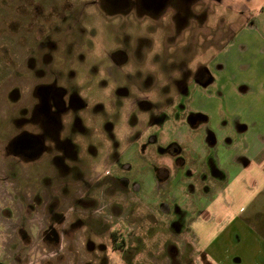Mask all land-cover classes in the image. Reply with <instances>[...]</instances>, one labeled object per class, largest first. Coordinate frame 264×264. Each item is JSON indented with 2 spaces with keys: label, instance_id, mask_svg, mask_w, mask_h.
Instances as JSON below:
<instances>
[{
  "label": "rangeland",
  "instance_id": "374dc122",
  "mask_svg": "<svg viewBox=\"0 0 264 264\" xmlns=\"http://www.w3.org/2000/svg\"><path fill=\"white\" fill-rule=\"evenodd\" d=\"M86 1L0 0V110L1 106H6L8 103L21 104L30 100L28 88L33 87L38 80L29 76L26 73L28 70L36 75L34 77L45 74L49 76L54 73L59 76L66 74L75 77L78 84L76 87L89 103L91 112L97 110L98 106L106 108L112 98L109 95L110 91L105 90L107 89L105 87L113 84L111 76L107 73L116 66V63H110L111 54H115L116 59L122 61L118 64L122 71L120 76L126 80L128 78L137 86H142L144 90L160 83L157 76L160 67L169 74L181 67L183 63L194 61V67L197 62H200L203 65L206 64L209 72H222L218 75H225L226 80L213 82L201 88L202 90L196 91L193 96L191 89L195 87H189L191 95L183 98L181 103L187 102L190 108L197 107L208 111L214 103L224 104L226 96L230 93L234 94V102L237 99L245 101L257 99V97L248 96L249 92L241 93L247 91L248 87L251 90L261 89L264 83V13H262L264 9L261 12L257 10L264 0H222L221 5L216 7V17L209 16L211 24L216 23L214 33L211 34L213 30L200 31V33L194 31L186 36V31L178 29L167 42H184V45L170 48L167 43L163 45V49L161 45L166 40L164 35V32L167 33L166 26L163 27L160 23L142 25L139 16L135 18L139 21L136 22L134 17H128L130 10L116 3L110 6L109 2H104L98 6L97 10V6L94 5L85 7ZM194 3L197 4L196 1L190 2V8L195 6ZM71 8L73 18L78 19L76 24H74L75 20L71 19L70 13L67 12L66 16L63 14L65 9L68 11ZM61 11L63 17H61ZM238 11H243V15L238 14ZM247 12L249 16L253 14V22L247 23ZM224 17L229 21L226 25H224ZM194 24L196 26V22ZM170 25L175 23L171 22ZM149 27H152V30ZM71 28H73L72 33ZM131 28L138 30L132 31ZM141 29L154 32L152 39H149L151 43L143 36ZM203 29H208V21ZM54 34L58 35L57 39ZM52 39H55L54 48L48 47ZM163 51L164 54H162ZM120 53L131 55V58L129 56L122 59ZM32 56H34L33 61L30 62ZM35 62L40 63L38 69L32 68ZM100 83L103 86H100ZM14 85L22 87L18 90L20 97L19 94L18 96L9 94V90ZM119 87L122 85L119 84ZM125 104L126 100H118L117 108L112 110L109 108L113 113L106 111L104 115L111 116L118 124L122 121L124 113L123 107L122 109L120 107ZM21 110L22 113L9 111L8 119L0 118V264H101L105 262L103 259H93L92 257L96 256H91L85 250V245L88 249L101 250L104 255H109L108 257L111 258L106 261L107 264L109 262L112 264H183L185 261L182 260V255L187 251L190 253H185L184 257L187 255L190 259L194 257L195 248L192 243H196L195 237L189 236V241L172 239L169 234V240L165 234L164 238L161 234L147 237L150 220L145 218L146 214L142 212L139 216L140 221L134 223L131 211L128 214L129 209L123 207L125 212L120 217H115V212L113 214L110 209L111 203L114 202L111 192L103 189L99 192H88V190L85 191L88 187H85L84 183H72L65 191L64 184L58 180H65L66 171L56 169L50 175L49 158L23 164L14 156L7 155L3 140L13 137V133L16 134L15 128L18 129L17 133H20L29 131L31 127L23 118L25 114L22 107ZM205 113L208 114V112ZM209 113L208 119H211L214 125H225L223 117L227 113ZM1 114L4 116V113L0 112V117ZM180 114L182 116V113ZM101 123L103 124V120ZM8 124L10 132L6 129ZM96 125H98L97 121L94 123V126ZM224 130L231 133L226 126ZM257 130L253 128L246 139L248 141L254 139ZM176 133V129L169 128V135ZM119 134L121 135V131ZM178 135H182L184 139L191 137L188 129ZM225 135L223 131L218 137L224 139ZM231 135L236 136L229 134V137ZM198 136L207 140V125L199 129ZM90 141L91 152L101 158V150L105 144L96 135H93ZM208 145H200L197 152L202 156L221 153L218 145L213 147ZM185 147L189 152L191 151L190 145ZM251 150L254 148L252 147ZM229 151H231L230 148ZM80 162L84 160L80 159ZM86 173H89V170H86ZM92 174L99 175L100 181L109 176V171L104 166V162L98 160ZM173 180L170 185L158 186L154 183L151 188L152 201H165L164 204L171 206L169 211L164 210L165 213L161 210L165 215L175 214L177 205L190 202L194 206V201L198 200L199 193L194 191L192 184L189 188L188 185L176 182L175 178ZM82 193L88 195V199L91 196L95 198L98 201L96 206L100 208L94 210L83 207L78 202ZM206 196L210 195L203 194L202 198ZM125 199L127 197L124 198V196L117 198V203ZM46 203L47 206H45ZM235 206L231 209L233 213L236 212L235 209L242 207L218 233L216 241L210 248L208 247V254L210 253L214 264L215 262L218 264H264V189H258L253 185L246 194H238ZM91 215L93 218L90 217ZM72 218L74 221L75 218L85 220L87 225H91L96 230L98 239L88 237L85 242L80 234L85 232L84 227L69 226V223L73 222ZM185 218L184 215L182 219ZM97 219L103 222L100 223ZM153 221L156 222L154 219ZM117 228L120 234L126 235L130 242L128 246L131 255H124L125 251L121 252L122 256L124 255L123 259L118 258L119 252L113 253L106 246V244L109 247L116 246L115 240L111 237H113L112 231ZM212 234L211 231L210 236ZM170 245L176 247L179 245L180 254L174 260L170 258L167 250ZM197 258L205 264L201 255Z\"/></svg>",
  "mask_w": 264,
  "mask_h": 264
},
{
  "label": "crops",
  "instance_id": "0c3cea01",
  "mask_svg": "<svg viewBox=\"0 0 264 264\" xmlns=\"http://www.w3.org/2000/svg\"><path fill=\"white\" fill-rule=\"evenodd\" d=\"M122 1L124 2L120 4L121 7L130 10L128 17L131 16L135 19L139 16L142 25L144 23L146 25L160 23L163 27L166 26L167 33L164 32V35L168 47L184 45V42L178 45H176L178 42H167L170 41L168 38L173 37V33L178 29L186 31V36L191 35L190 32L194 33V31L200 33V31L213 30L211 34L214 33L216 23L214 22L212 25L209 16L216 17V7L222 2V0H205V2L204 0ZM191 1L197 2V4L194 3L193 8H190ZM263 4L257 8L258 12L264 9ZM66 9L63 10V14H66ZM238 14L243 15V11H238ZM247 16V23L253 22V14L249 16V12H247ZM131 19L129 20L131 21ZM207 21L208 29L204 30L203 27ZM136 22L139 21L136 20ZM171 22H174L175 25H170ZM194 22H196V26ZM227 23L229 21L224 17V25ZM149 28L152 30V27ZM131 30L137 31L138 29L131 28ZM150 30H143L142 34L151 43L149 39H152L154 32ZM162 53L164 54V52ZM206 67V64L203 65L200 62H197L195 67L194 61L185 62L169 74L164 71L159 72L157 76L160 83L149 86L148 90H144L141 88L142 86L136 88L135 85H129L128 89L124 87L116 93V90L110 92L109 95L112 98L110 104L106 108L98 106L95 110L94 120L83 121L77 129L83 136L81 152H85L81 168L89 167L90 171H93L98 160L104 162L105 166V162L109 159L108 155H102L101 158L96 157L91 152L90 140L93 135L97 136V133H100L104 127V124L101 123L102 119L99 117L102 110H104L103 113L110 112L118 107V100H126V104L120 107V109L122 107L124 109L122 121L117 124L111 116L108 118L107 124L112 130L110 134L117 143L118 149L109 166L120 175L129 178V192L136 198L140 197V201L129 202V206L120 201L113 207V210L116 214L121 215L125 211L123 207L128 208L134 223L140 221L141 217L139 216L144 212L147 216L145 218L150 220L147 237L156 234H161L163 237L165 234L167 240L170 239V235L172 239L183 241H189V236L195 237L197 246L194 242L192 243L195 255L190 259L189 255L184 257L185 253L190 252H185L182 255V260L185 261L183 264H203L197 258L199 255L204 258L205 264H214L210 253L208 254V247L212 246L218 233L240 211L242 206L235 209V213L231 211L235 206L236 197L238 194H246L253 185L258 189H264V83L261 89L251 90L248 87L247 91L241 93L249 92L247 95L257 97L256 100L237 99L234 102V94L230 93L226 96L224 104L214 103L208 111L197 107L190 108L187 106V102L181 103L183 98L190 96L191 93L193 96L196 91L202 90L201 88H205L213 82L226 80L225 75H218L222 72H209ZM221 67L223 68L222 65ZM118 80L121 79L118 78ZM192 86L195 88L191 89L190 93L189 87ZM77 96L82 102L81 107L87 104L82 94ZM142 96L146 99H142L143 102L139 101L134 105V98L138 97L137 99L141 100ZM172 112L176 113V116L172 115ZM205 112L208 114L206 115ZM209 112L227 113L223 117L225 125H214L213 121L208 119ZM94 121H97L98 125L94 126L92 124ZM204 125H207L208 128L207 140L198 136L199 129ZM225 126L231 133L224 130ZM218 127L220 130L223 129L222 132H219ZM169 128L176 129L177 133L169 135ZM253 128L258 129L257 134L254 139H251L254 141H248L246 138L250 136V131ZM118 129L121 131V135ZM185 129H188L191 134V137L187 139L178 135ZM223 131L226 135L224 139H220L218 135ZM227 133L236 136L229 137ZM142 141L143 143L145 141L144 151L140 153L138 143ZM208 144L212 147L218 145L221 153L202 156L197 152L200 145L207 146ZM185 145L191 146L190 152ZM252 147L254 150H251ZM123 166H128V168H123ZM105 167L107 169V166ZM124 169L127 171L124 172ZM173 178L180 184L188 185L189 188L192 184L194 191L199 194L198 200L194 201V206L190 202L177 205L176 213L173 215L170 213V216L164 214L165 209L169 211L170 205L164 204L165 201H152L151 188L154 183H157L158 186L170 185ZM203 194L210 196L202 198ZM184 215L186 218L183 220ZM211 231L213 234L210 236ZM177 246L171 245L167 248L169 256L173 260L180 254L179 245ZM215 264L218 263L215 262Z\"/></svg>",
  "mask_w": 264,
  "mask_h": 264
},
{
  "label": "flooded vegetation",
  "instance_id": "af4514ba",
  "mask_svg": "<svg viewBox=\"0 0 264 264\" xmlns=\"http://www.w3.org/2000/svg\"><path fill=\"white\" fill-rule=\"evenodd\" d=\"M129 1V0H125ZM104 2H109L110 6H114L115 3L117 5L122 4V0H87L85 3V7L89 6H97V10L99 9V5H102ZM113 3V4H111ZM73 9L68 10L67 12L71 14V19L74 21L75 19ZM66 12V13H67ZM61 17L62 15V11ZM86 14V13H85ZM66 16V14L64 15ZM78 20V19H77ZM77 20L74 21V24H76ZM54 28V27H53ZM73 28H71V33ZM51 32V31H50ZM74 34V33H73ZM54 36L56 39L58 38L57 34ZM72 36V35H71ZM51 37V35H50ZM52 38V37H51ZM55 39H52L48 45L51 48H54V42ZM162 43V42H161ZM181 44V42H178ZM165 42L162 43L161 49L164 48ZM173 45V44H172ZM178 45V44H176ZM183 45V44H182ZM63 44L61 43V48ZM176 46H172V48H175ZM171 48V47H170ZM177 48V47H176ZM164 52V51H163ZM126 53V52H125ZM120 53V56L122 59L124 58H131V55H126V54ZM163 54V53H162ZM110 55V53H109ZM115 54H111L110 57V63H116V66H114L108 73V76H111L113 84H110V87H105L110 92H113L115 90H119L121 88H124L125 86L128 85H135L136 88H138V85L133 83L132 81L126 80V78L120 76L121 68L118 66V64H121L122 61L116 59ZM32 56L30 58V62L33 61ZM35 60H37L35 58ZM134 60V59H133ZM40 66V63L38 64L37 62L34 63L33 69H38L37 67ZM31 70H28L26 73L29 76H32L34 79H37L38 82L33 84V87L31 86L28 88V92L30 93V100L26 102L17 103V104H6L1 106V113H4V116L1 114V119H8L9 116V111L11 112H21V107L23 109V116L24 120L28 121V124L31 126L29 131H24L17 133V128L16 134L13 133V137H8L6 140H3L5 142V147L4 149L7 151V155H12L15 158L21 160V162L24 163H34L40 159L44 161L45 159L49 158L51 164L49 165V171L50 175L51 173H54V170L60 169V170H65L66 171V177L64 181L58 180L61 183L64 184V189L67 191L72 183H84L85 187H88L85 191L88 190L94 191V192H99V190L102 191V189L106 192H111L112 193V200L114 202L111 203L110 209H112V213L114 214L113 207L118 204L117 203V198H121L124 196V198L127 197V199L121 201L127 206L128 203H132L135 201H140V197L136 198L134 194H130L129 192V178L120 175L117 171H115L112 167L109 166L111 164V160L116 156V152L118 151L117 149V143L111 136V128L108 126V121L110 118L109 115L105 116L103 113V117L99 116L103 120L104 127H102V130L100 133H97V136L102 140L103 144L105 146L101 150V156H107L109 159L105 162V166H107V170L109 171V176H106L102 180L99 181L100 176L96 174H92V171H90L89 167H84L83 169L81 168V162L80 159L84 157V153L81 152V147H82V138L83 136L81 135V132H78V127L83 123V121H93L94 116H95V111L91 112L89 109L90 106H88V102L86 101V105H82V102L80 101V98L77 96L79 94H82L78 87H76L78 84H76V79L75 77H71L70 75H58L56 73L51 74V75H42L38 77L32 72ZM159 72H163L161 67L158 69V74ZM23 76V75H22ZM25 77V76H23ZM121 79V80H118ZM122 84H120V82ZM124 83V84H123ZM119 84L122 85V87H119ZM100 86H103V84H99ZM128 87H126L128 89ZM17 88V89H16ZM22 89V87H18L16 85L13 86V90H9V94L11 95H20V92L18 91ZM104 90V91H105ZM15 91V92H14ZM115 91V93L117 92ZM138 97L134 98V105H136V102L138 103L139 101H144L142 99H146V97H141L137 99ZM20 101V99L18 100ZM11 105V106H10ZM80 107V108H79ZM95 121L92 123L94 124ZM9 124L6 126V129L8 130ZM10 132V130H8ZM103 135V136H102ZM145 143V141H144ZM144 143L143 141L141 143H138L139 147V152L141 153L144 151ZM3 149V150H4ZM110 151V152H108ZM89 152V151H88ZM45 156V158H43ZM123 168H128V166H123ZM86 170H89V173H86ZM127 171L124 169V172ZM87 174V175H86ZM77 180H73V179ZM97 183V184H96ZM99 186L96 190H94L95 187ZM53 191V189H52ZM119 193V194H118ZM121 194V195H120ZM120 195V197H119ZM88 195L83 194L81 195L80 198H78V202L80 204L88 209H96L100 208L97 207L96 204L98 203L95 198L92 196L90 199L87 198ZM93 198V199H92ZM91 200V201H89ZM120 202V201H118ZM47 206V203L45 204ZM125 212V211H124ZM130 210L128 211L129 214ZM111 213V215H112ZM131 214V213H130ZM122 215V214H121ZM121 215L119 214H114L115 217H120ZM93 218V216H90ZM98 221L103 222L101 219H97ZM69 223V226L72 228L76 225L79 227H84L83 231L80 234L84 237V241H87V238L91 239H98V235L96 234V230L91 227V225H87L86 221L81 219V218H75V221ZM72 223V224H71ZM87 225V226H85ZM113 238L115 241L114 243L116 244L109 247L107 244V249L112 251L113 253L119 252V259H123L122 257L124 255H131V250L130 247L128 246V238L126 235H121L119 228L114 229L112 231ZM117 235V238H116ZM84 242V245H85ZM171 246V245H170ZM87 247L85 245V250L88 251V253L91 256H96L92 257L93 259L98 258L99 260L103 259L105 260L104 263L101 264H107L106 261L110 260L111 257H108L103 254L101 250H93ZM171 250V247H169ZM125 251V252H124ZM121 252H124V255L122 256ZM96 255H95V254ZM101 253V254H100ZM102 257H100V255ZM99 264V263H98ZM112 264V263H108ZM124 264V263H123Z\"/></svg>",
  "mask_w": 264,
  "mask_h": 264
}]
</instances>
